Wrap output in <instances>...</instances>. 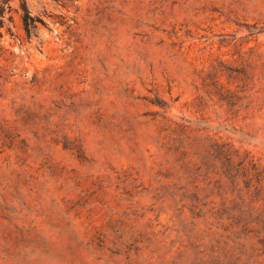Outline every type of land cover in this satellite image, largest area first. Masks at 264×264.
<instances>
[{
    "label": "rangeland",
    "instance_id": "374dc122",
    "mask_svg": "<svg viewBox=\"0 0 264 264\" xmlns=\"http://www.w3.org/2000/svg\"><path fill=\"white\" fill-rule=\"evenodd\" d=\"M0 264H264V0H10Z\"/></svg>",
    "mask_w": 264,
    "mask_h": 264
},
{
    "label": "trees",
    "instance_id": "16d2710c",
    "mask_svg": "<svg viewBox=\"0 0 264 264\" xmlns=\"http://www.w3.org/2000/svg\"><path fill=\"white\" fill-rule=\"evenodd\" d=\"M9 1L10 0H0V15H3L5 9L7 8V5L9 3ZM22 12H23L22 22H23V25H24V29H25L26 33L28 34L29 25L33 21H35L36 19L30 15V13L26 9L25 5H22Z\"/></svg>",
    "mask_w": 264,
    "mask_h": 264
}]
</instances>
